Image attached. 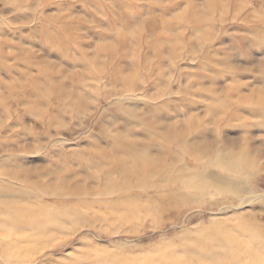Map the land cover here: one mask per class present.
Returning <instances> with one entry per match:
<instances>
[{
    "label": "rangeland",
    "instance_id": "1",
    "mask_svg": "<svg viewBox=\"0 0 264 264\" xmlns=\"http://www.w3.org/2000/svg\"><path fill=\"white\" fill-rule=\"evenodd\" d=\"M263 89L264 0H0V264H249L222 256L264 235V168L197 188L216 152L191 141L263 154ZM133 148L181 179L125 188L111 162ZM38 204L42 238L10 213Z\"/></svg>",
    "mask_w": 264,
    "mask_h": 264
},
{
    "label": "bare ground",
    "instance_id": "2",
    "mask_svg": "<svg viewBox=\"0 0 264 264\" xmlns=\"http://www.w3.org/2000/svg\"><path fill=\"white\" fill-rule=\"evenodd\" d=\"M262 65H261V67H262ZM261 72L262 71L260 70L259 73H261ZM126 77H128V76H126ZM130 77H128L127 79H129ZM51 87L53 90V86H51ZM261 90H258V91H261ZM262 95H264V94L262 93ZM262 98H264V97H261V99ZM257 105L258 104H256V106ZM259 110H257V113L258 114L260 113L262 119H264V112H261ZM257 113H254V114H257ZM245 118H247V117H245ZM152 120L153 119L151 118V121ZM252 124L254 126H257V127L258 126H264V120L262 122H257V123L255 122ZM182 136H183V134H182ZM215 141L216 140L213 139V137L207 135L206 133L201 134L196 140L191 141L192 146L197 151H200L202 156H204V154L206 152H210V151L216 152L215 153V156H216L215 159H208L204 165V168H203L204 170L198 171L196 169H193L194 174H193L192 178H190L189 182L196 180L198 182L197 188H200V189L202 187L206 188L209 186L208 181L210 179L216 180V179L220 178V176H218L216 174H211V173L207 172V170L211 166L212 167L215 166V167L222 169L223 171L227 172L230 177L229 176L228 177L222 176V181H223L222 183L227 185L228 187H230L232 189H236L237 191L240 189L238 186H236V184L232 181L231 178L238 177L239 179L245 180L246 182H248V180L256 178L258 176V174L262 172V169L264 168V153L263 154L259 153V149L261 150L260 145H257L256 148L255 147L253 148V147H251V144H249L248 139H244V144H243V142L241 144L240 142L237 141V139L231 138V140H227L226 143L223 144L224 147L221 148L216 144L217 142H215ZM142 147L143 146H141V148ZM163 150H165V149H162V151ZM199 158L200 157L195 156L194 159H195L196 163H198L200 161ZM111 163L112 164L114 163V165H115L114 167H116L117 173L121 176V178L124 179L125 188H127V189L132 187V185L141 184V183L148 181L149 177H151L154 173L159 172V171H161V172L164 171V173L166 174L165 177L167 179L173 178L175 180H180L181 176H182V171H183L180 168V169H178L177 173H175L177 165L179 164L178 163V155H176L172 159V161L169 163V162H166L164 160V158L160 156V154L156 155L154 152L141 151V149L139 150V149H135V148H133L130 151H128V150L121 151L120 156H118L117 158H113ZM112 164H111V166H112ZM197 169H198V167H197ZM178 175H179V177H178ZM213 176H215V177H213ZM114 177H116V176H114ZM69 180H71V179H69ZM68 182H70V181H68ZM109 182H110V184L111 183L114 184V185L111 184V186H115V184H116L115 181H113L111 177H109ZM55 186H57V185H54V187ZM73 187H74V185H73ZM73 187H72V189H74ZM81 188H82V186H81ZM246 188H247V185H246ZM77 189H79V188H77ZM72 192H74V191L72 190ZM10 210H11L10 213L12 214L11 215L12 219L15 222H17L18 224H22V225L24 224L28 227V229L35 231L38 235V238L44 237L47 233L49 226H51L52 224L54 225L57 222V219L55 218V216L50 214V212H48L44 207H41V205H39V204L37 206H34V205H25V206L13 205V206H11ZM0 221H2V220H0ZM5 222L6 221H4L3 223H5ZM9 227H11V226H9ZM5 229L6 228H4V230ZM6 230H8V229H6ZM27 235H29V234H27ZM27 238H28V236H27ZM226 239H227L226 245H230V247L228 246L229 249L227 250V252H225V254H223L222 260L226 259L227 257L232 258L231 256L233 255V252L238 250L240 252L245 251L250 255L251 260L249 261L250 262L249 264H264V235L263 234L257 233L254 236H252L250 238V240L257 241L258 243H249L248 245H246V247L245 246L244 247L243 246H241V247L235 246V243H234L235 237L232 235H230L229 237H226ZM27 245H29V243ZM22 247H24V244L22 245ZM233 260H235V259H233Z\"/></svg>",
    "mask_w": 264,
    "mask_h": 264
}]
</instances>
